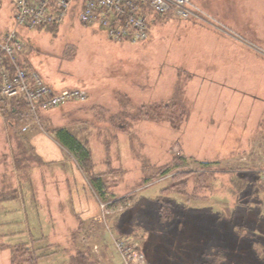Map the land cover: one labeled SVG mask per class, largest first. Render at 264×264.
I'll use <instances>...</instances> for the list:
<instances>
[{
	"label": "rangeland",
	"instance_id": "374dc122",
	"mask_svg": "<svg viewBox=\"0 0 264 264\" xmlns=\"http://www.w3.org/2000/svg\"><path fill=\"white\" fill-rule=\"evenodd\" d=\"M13 22L14 6L4 0L0 41ZM23 38L22 59L47 82L89 95L40 111L38 119L23 106L12 113V103L0 95V264H11L12 249L25 241L20 210L31 199L10 170L48 166L31 143L17 158L16 140L6 138L30 121L37 135L50 137L60 126L76 133L91 150L111 200L124 199L110 207L91 185L88 196H98L99 211L84 219L88 234L80 236L73 216L57 219L58 233L48 236L56 245L44 244L40 259L86 264L100 258L107 232L115 248L125 231L129 241L142 243L143 261H160L162 251L163 264H184L194 253L185 245L193 248L214 230L205 219L194 223L198 205L199 211L212 209L217 230L227 223L221 233L234 239L222 264H264V0H193L190 17L156 16L149 37L137 43L113 40L76 16L24 29ZM65 157L66 166L78 165L68 150Z\"/></svg>",
	"mask_w": 264,
	"mask_h": 264
},
{
	"label": "built area",
	"instance_id": "2783aa9c",
	"mask_svg": "<svg viewBox=\"0 0 264 264\" xmlns=\"http://www.w3.org/2000/svg\"><path fill=\"white\" fill-rule=\"evenodd\" d=\"M4 0H0V6ZM14 22L0 41V93L5 98H23L30 110H49L71 100L85 101L88 94L81 87L56 88L36 68L19 64L25 41L24 29L59 24L70 16L82 23L102 27L116 41L137 43L150 35L156 16L188 18L193 0H10ZM103 206L104 203L102 204ZM138 242L127 238L115 240L125 264H141ZM144 261L142 262V264Z\"/></svg>",
	"mask_w": 264,
	"mask_h": 264
},
{
	"label": "crops",
	"instance_id": "0c3cea01",
	"mask_svg": "<svg viewBox=\"0 0 264 264\" xmlns=\"http://www.w3.org/2000/svg\"><path fill=\"white\" fill-rule=\"evenodd\" d=\"M9 27V26H8ZM8 29V28H7ZM6 29V30H7ZM6 32V31H5ZM4 32V34H5ZM3 34V36H4ZM3 39V37H2ZM21 59L23 58V53L21 54ZM23 62L24 59H22ZM29 66H31L29 64ZM58 87H63L58 86ZM89 92V91H88ZM32 121L24 124L21 128L26 131H22L21 128L17 131V135L11 138L10 134H7V139L16 140V155L17 158L22 157L24 154L20 153V148L18 147L19 144V137L21 135L30 133L29 142L35 147L33 151L37 152L39 156V160L44 161V164L47 163L48 166L40 165H33L32 167H28L27 172L29 173V180H18L21 187L26 186V188L30 191V202L27 204L26 207L20 210V214L22 222L21 225H18L19 232L24 235L25 241L23 244L28 246H35L38 247L39 245H44L47 248H52V245H56V243H52L48 240V236L56 235L57 232V224L56 220L61 219L64 222L68 218V215L75 217L78 221V227L81 221L84 219H88L91 215H96L99 211V198L96 196V199L89 198V189L91 188V183L89 180L84 176L83 171L80 169L78 165H71L70 167L66 166L65 163V153L67 149L55 138V136L50 133V137L48 135H37L35 134V126L34 124L30 126ZM7 125H5L6 127ZM28 131V132H27ZM8 140V141H9ZM61 149L62 153H59ZM15 150V149H14ZM12 150L10 147V152L6 151L8 154V160L16 159L15 151ZM14 151V152H13ZM14 153V154H13ZM8 161V162H9ZM61 164V165H54ZM17 164V163H16ZM18 166L12 167L10 171L11 173L19 172L20 168ZM18 169V170H17ZM22 169H20L21 171ZM25 170V169H24ZM10 173V175H11ZM64 179H59L58 177H63ZM85 177V179L83 178ZM90 186V188H89ZM9 187V186H8ZM34 190H33V189ZM60 188V191L58 190ZM64 190V192L61 191ZM93 191V190H92ZM22 193V192H21ZM22 195L19 194L17 197H21ZM50 198V204L48 201ZM13 198H9L11 200ZM23 199V197H22ZM195 201H201L199 197L194 198ZM56 201V202H54ZM48 204V205H47ZM50 205V206H49ZM198 205H193L195 209L192 215L194 223L198 226L199 221L206 220L209 221L211 228L217 230L212 224V220L214 219L213 211L211 208L206 210L205 212L199 211ZM10 208V207H9ZM27 208V209H26ZM11 210H7L8 214ZM203 217V218H202ZM20 219V218H19ZM18 219V220H19ZM11 220H7V223ZM222 230H217L219 233L216 235L214 234V230H210L208 234H202L200 240L195 242L193 248H191V242H188L190 245H185L188 249H193V257L192 259L188 257L187 259L183 260L184 264H222L226 259V251L229 241H234V239L228 235H223V229L226 231V224L221 223ZM219 226V225H218ZM217 226V227H218ZM225 226V227H223ZM74 231V229H73ZM76 232V231H75ZM89 231H84L80 234L83 239L85 235ZM205 232V231H204ZM209 232V231H207ZM151 235V232H149ZM50 234V235H49ZM78 234V233H76ZM88 234V233H87ZM232 235V233H230ZM11 235V234H8ZM110 234H106L105 238L103 239V245L101 246L102 252L100 258H95L94 260H90L89 264H124L122 261L121 256L116 248L113 247L112 243L113 240L108 237ZM199 237L197 236L195 240ZM22 244V245H23ZM80 245V243H78ZM230 245V244H229ZM18 245H16L17 247ZM14 247L13 250L16 248ZM66 248V247H65ZM104 249H107L104 250ZM219 251V252H218ZM107 252V254H106ZM119 256H118V254ZM220 254V258L218 255ZM50 255H46L44 259H39L38 264H62L59 262V259H50ZM146 256V255H145ZM160 256V255H159ZM105 258V259H104ZM12 259V258H11ZM164 259L163 252L161 251V258L159 259L162 261ZM75 261V260H73ZM147 258L145 260V264L147 263ZM151 262H158L154 261V259L150 260ZM12 264V261H11ZM72 264V262H71Z\"/></svg>",
	"mask_w": 264,
	"mask_h": 264
},
{
	"label": "trees",
	"instance_id": "16d2710c",
	"mask_svg": "<svg viewBox=\"0 0 264 264\" xmlns=\"http://www.w3.org/2000/svg\"><path fill=\"white\" fill-rule=\"evenodd\" d=\"M39 27H41V26H39ZM51 27H55V25H53ZM19 64L22 65V66H25V67H29V64L27 62L21 61V59L19 60ZM9 100L12 103L11 109H10V111L12 113H15V112L19 111V107L18 106H23L24 109H29L27 102L24 99H22V98H11ZM50 130H51V133L55 136V138L71 154L75 155V157L77 159V162H78V166L80 167V169L88 177L92 187L96 191V193L99 196L100 200L108 201V200L113 199L114 198L113 197V193L111 194L109 191H106L107 185H106V182L102 179V176L100 174H97L96 171H94V161H93V158H92V153H91V150L89 149V147L87 146V144L85 142H83V140L76 133L72 132L66 126L53 127ZM28 138H29V136L27 134L21 135V137H19L18 147L20 148V150L24 154L23 156H25L26 153L28 152V147L31 146ZM204 163L205 164H209V162L208 163L204 162ZM204 163H203V165H204ZM20 169H19V172H18L19 179L20 180H24V178H25V180H29L30 179V177H29L30 175L27 172L28 167H26V169L24 171H20ZM108 193H110V194H108ZM123 200L124 199H122V198L111 200V203H110L109 206L110 207H117L118 205H120L121 202H123ZM83 225L85 226V221H81V223L79 225L80 228H78L77 232L80 233V234L84 231L83 230V228H84ZM117 225H118V223H117ZM117 225L114 224L113 227H111V228H113L112 232L115 231L117 233ZM156 231H158L159 233L164 234V231H166V230H164L163 226H159L158 230H156ZM124 232L123 231H119V233L121 234L120 237L129 236L128 233H124ZM179 234H180V230H177V231H174L173 236H175L176 239H178L177 237H179ZM102 242H103V240H102ZM172 245H176V243H174ZM43 246L44 245H39L38 247L35 248V246H28L26 244L18 245L12 252V259H11L12 264H38V261L41 258V256L38 255L39 254L38 252H39L40 249L43 250L45 248ZM138 247H139L140 251L144 254L142 243L141 244L139 243ZM25 254H26V256H25ZM71 262H72V264H75L73 262V260ZM146 262H147L146 264H163L162 261L161 262L160 261L151 262V261L147 260ZM86 264H89V262L86 263Z\"/></svg>",
	"mask_w": 264,
	"mask_h": 264
}]
</instances>
